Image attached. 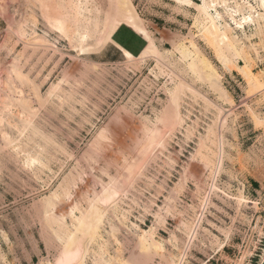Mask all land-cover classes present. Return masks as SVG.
I'll list each match as a JSON object with an SVG mask.
<instances>
[{
    "label": "rangeland",
    "instance_id": "1",
    "mask_svg": "<svg viewBox=\"0 0 264 264\" xmlns=\"http://www.w3.org/2000/svg\"><path fill=\"white\" fill-rule=\"evenodd\" d=\"M95 1L104 6L107 2ZM131 2L157 48L179 64L188 84L181 96L184 121L160 126L162 134L170 131L164 145L144 155V132L163 109L166 89L177 80L168 71L171 67L167 64L160 73L154 58L127 61L107 44L98 52L79 53L74 42L49 29L42 15H70L66 3L0 0V264L54 262L60 243L41 219L40 200L58 190L69 175L73 176L69 193L58 195L51 213L67 230L73 228L79 210L101 194V186L111 177L116 179L115 198L99 204L105 212L99 238L90 245L83 264H94L92 250L99 244L112 264L118 260L169 264V257L176 255L184 258L183 264L259 263L264 251V85L249 91L239 70H225L202 28L205 17L193 4ZM226 3L216 7L219 22L232 28L248 51L252 73L264 81V48L256 34L264 18L240 27L234 21L240 13L234 12L233 0ZM256 10L264 14L260 7ZM17 25L26 30L25 36H18ZM36 35L49 43L36 46ZM191 41L218 73L230 100L207 78L188 69L196 56ZM18 60L20 72L38 86L42 105L30 85H21L10 74L11 63ZM234 61L245 64L242 58ZM20 97L37 110L32 123L46 138L30 130L18 134V108L9 112L3 106L7 98ZM209 129L215 134L214 144L207 139ZM3 132L12 136V145H5ZM202 143L214 153L222 148V164L214 180L197 154ZM28 156L38 160L26 165ZM204 197L208 209L202 218ZM238 197L252 203L238 204ZM199 216V233L188 242L181 223ZM110 224L116 227L113 235ZM149 230L163 249L148 250L147 256L139 252L137 242L142 231Z\"/></svg>",
    "mask_w": 264,
    "mask_h": 264
},
{
    "label": "bare ground",
    "instance_id": "2",
    "mask_svg": "<svg viewBox=\"0 0 264 264\" xmlns=\"http://www.w3.org/2000/svg\"><path fill=\"white\" fill-rule=\"evenodd\" d=\"M55 1L58 3H66L71 10V14L69 15L64 12L59 16H50L43 12L42 15L45 18L49 29L55 31L60 36L68 38L70 42H74V47L77 48V51L79 53L82 54L86 52L100 51L106 44L112 41L111 37L114 32L118 29V27H120L121 25H127L128 27L133 29V31H136L137 33L141 34V36H143L147 42L146 46L139 55L132 56L128 52L122 50L121 53L127 61L137 60L139 62H143L148 58L152 57L156 60V66L158 67L160 73L164 72L163 68L167 67V64L169 67H171L168 69V71L170 72V75L176 77L177 80L174 82V86L172 87V89H166L167 101L163 109L156 113L154 121H152L150 125L147 126L144 132L145 144L142 143V145L144 146H142L143 149L141 153L143 155L146 153L150 154L157 147L163 146L165 136L167 137L170 131H165V133L162 134L161 127H166L167 124L181 125V123L184 121L180 112L182 100L181 96L183 93V89L187 87L188 84H185L184 78L182 77V73H184L183 69L179 67V64L176 61L169 60L165 57V55H163V53L160 52V50L155 45L152 36L143 25L141 18L134 10V6L131 0H107V2H105V6L102 2L95 0ZM176 1L185 4H193L201 13H203V16L205 17L206 21L202 28L210 37L213 44V48L216 53V57L218 58L222 66L225 68V70H231L232 68H236L237 71L239 70L238 72H240V74L247 81L249 91L260 90L264 85V81L261 80V77H259L258 74L252 73L250 68V61L248 59L249 57H247L248 51L246 50L245 46H243L242 43L232 34V28L228 27L226 23L221 24L219 22V20L221 19V15L217 11L216 7L218 5H221L223 7L227 6V0H201L200 3H196L192 0ZM250 1L251 0H233V7L235 8L234 12L240 13L239 20H233L240 27H243L244 23H254L258 22L259 19L264 18V14H260L256 10V7H260L264 10V0H253L254 4H252ZM212 10L214 11V14L211 12ZM230 16L232 18V15ZM25 31L26 30L23 29L22 25L18 26L16 30L18 36H25ZM263 31L264 24L257 25L256 34L259 36L261 45L264 48ZM69 34H71V36H69ZM72 39H74V41H72ZM34 42L36 46H44V44L42 43L48 42V40H46L41 35H36V37L34 38ZM190 44L195 49L196 56L191 58V61L188 65V69L201 78H207V80H209L212 86H216L220 90L222 96H226V98L230 100L226 91L220 86L218 82L219 75L214 70L211 63L200 54L199 50L196 48L195 44L192 41L190 42ZM253 50L255 49L253 48ZM234 58H242L245 64L243 66L238 65L237 62L234 61ZM12 63L9 71L10 74H12L14 78L18 79L21 85H30V89L32 90V94L35 100L38 104L42 105L41 103L44 100L40 95L38 86L31 82L26 76H24L20 72L21 70L18 68L19 60L18 63L16 62L17 64ZM12 75H10V77ZM192 91L195 90L192 89ZM18 93L21 94L22 90H19ZM13 106L18 108V117L20 119H18L19 124L16 125L15 128H17V132L19 135H23L25 131L30 130V132H32L33 134H40L44 138H46V136L40 133L39 130L32 123V118L35 116L37 110L31 106L29 100H25L22 97L18 99L7 98V102L4 103L3 109H7L10 112V108H13ZM217 107L219 114H222V107ZM7 119L8 117L6 118V120ZM225 120L226 116L224 114V116L220 118V121H222L223 124ZM100 136H103V134H101ZM214 136L215 134L212 129H209L207 131V139H209V141L213 144L214 141L212 137ZM2 137L5 140L6 146L10 144L12 145V143L14 142V140L11 139L12 136L9 137L7 132H5ZM204 146L205 144L203 143L200 145L197 154L203 160L206 167L210 169V173L214 180L222 164V148H219L218 152L214 153L212 150L208 148L206 149ZM19 151L24 152V149H21L19 147ZM35 160H38V158L34 156H28L26 158L25 163L26 165L32 164ZM133 166L131 165V168L127 169L128 175L131 173V169ZM131 175L132 174H130V176ZM115 180V178L111 177L106 184L101 186V194H99V196L96 195L95 198L91 200L92 202L90 201V203L87 204L88 206L85 209L79 210V217L76 216V218H74V222H72L73 228L69 230L64 229L63 224H58L57 220L51 215V213L55 205L54 200L58 197V195H68L69 185L73 181V176L69 175V177L64 178L63 181L60 182L59 186L57 187L58 190L56 189L50 195H48L47 197L45 196L40 200V212L42 214L41 219H43V221L52 228V233L54 235V238L59 241L60 248L59 253L56 256L54 262H50L49 259H42L37 264H83L87 252L90 251V245L96 242L99 238L98 230L101 221L103 220V217L105 215L104 210L100 208L99 204L102 202L103 199H108L112 201L117 193V188L114 185ZM242 200V198L238 197L237 203H252V201ZM201 202L203 204V211L208 205V198L204 197ZM194 220L196 221L194 222ZM200 221L201 216L197 217V219L195 217L193 221H183L181 223L184 228L185 234L188 237V242L191 241L198 233L201 224ZM56 224L57 226H54ZM115 230L116 227L110 224V232L112 235ZM203 230L209 231L205 228H203ZM225 235L226 237L228 236V231H225ZM212 236L214 243H216L218 247L221 246V242H219L218 238L214 235ZM137 247L139 249V252H142L141 254H147L151 252L148 251L151 249L152 251H160L163 249L162 244L153 238L150 230L142 231L141 235L138 237ZM262 252L263 255L261 256L259 263L264 257V251ZM92 253L94 255V264H112L111 260L104 257L105 251L102 245L99 244L97 250H92ZM147 256L149 255L147 254ZM176 258L177 255L170 256L168 261L169 264H183L184 258ZM146 259L145 261H143L146 262ZM117 263L130 264V262L128 263L122 260H118Z\"/></svg>",
    "mask_w": 264,
    "mask_h": 264
},
{
    "label": "crops",
    "instance_id": "3",
    "mask_svg": "<svg viewBox=\"0 0 264 264\" xmlns=\"http://www.w3.org/2000/svg\"><path fill=\"white\" fill-rule=\"evenodd\" d=\"M107 45L121 54L122 50L132 56L139 55L146 46V39L127 25H121ZM256 185V184H255Z\"/></svg>",
    "mask_w": 264,
    "mask_h": 264
},
{
    "label": "built area",
    "instance_id": "4",
    "mask_svg": "<svg viewBox=\"0 0 264 264\" xmlns=\"http://www.w3.org/2000/svg\"><path fill=\"white\" fill-rule=\"evenodd\" d=\"M201 208H202V207H200V213H199V214L202 215V218H205V217H206L205 213H207V209H208V208L206 207L203 211H202ZM199 214H198V215H199ZM202 221H203V220H202ZM198 233H199V232H198ZM198 233H197V234H198ZM197 234H196V235H197ZM196 235H195V236H196Z\"/></svg>",
    "mask_w": 264,
    "mask_h": 264
},
{
    "label": "water",
    "instance_id": "5",
    "mask_svg": "<svg viewBox=\"0 0 264 264\" xmlns=\"http://www.w3.org/2000/svg\"><path fill=\"white\" fill-rule=\"evenodd\" d=\"M259 264H264V257H263V259L261 260V262Z\"/></svg>",
    "mask_w": 264,
    "mask_h": 264
}]
</instances>
